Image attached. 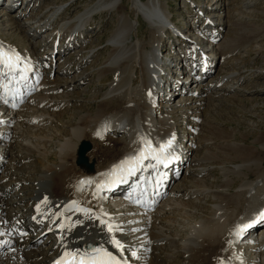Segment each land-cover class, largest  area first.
<instances>
[{
  "label": "bare ground",
  "instance_id": "obj_1",
  "mask_svg": "<svg viewBox=\"0 0 264 264\" xmlns=\"http://www.w3.org/2000/svg\"><path fill=\"white\" fill-rule=\"evenodd\" d=\"M33 1L30 0L29 3ZM77 1L80 0L75 2ZM125 1L128 3L127 9L122 4V0L87 2L68 22L65 21V18L60 19L61 21L53 32L49 34L52 35L56 32L50 40L53 43L57 37H62V35L58 36V30L65 29L69 38H72L71 44H74L81 40L77 33L86 28L92 29L97 16L102 18L109 13L116 14V26L106 41L111 50L104 62L100 63L94 71L97 75L98 86H100L101 78H105L107 73L111 75L110 82H107L105 91L101 93V100L97 102L96 113L95 111L80 112L77 110L72 112L73 108H68L69 105L72 107L78 103L75 99L76 94L69 91L72 87L79 86L85 81L90 76L89 73L85 76L80 74L68 83L59 78L52 79L48 75L36 85L33 95L21 108L6 111L0 108V173L2 172L0 176V264H54L55 259L65 251L85 250L86 244L103 247L118 256L123 262L130 261L132 264H157L159 254L165 258L167 264H172L176 256L181 258L179 264H248L249 261L247 262L245 258L246 254L251 256L250 252L260 250L259 245H255L257 240L236 243L233 236L237 223L248 219L249 213L253 215L264 209L263 178H256L253 182L243 179L229 195L222 190L206 187L203 183L204 180L198 176L208 173L212 168L196 166L195 163H199L200 159L196 157V154L194 155L196 151L190 147V145L195 146L197 150L205 143L200 136L202 135L200 126L205 124L203 120L201 125L192 126L199 129L198 137L194 139V143L187 139L184 145L187 150L185 165L190 164L185 169V173L190 171L193 174L190 179H184V176L183 183L198 181L201 184L200 188L195 189L194 187V190L189 191L188 194L194 204L199 201L201 204H206L207 199L210 200L207 208L203 206L209 214L208 218L207 215H204L207 221L199 218L200 221L190 225L189 233L181 238L178 232L170 230L172 224L170 215L178 208V203L181 204L177 197H173L178 195L179 184L175 185L176 188L169 190V194L172 196L163 201L152 214L133 212V209L123 201L113 204L118 210L116 213L111 212V205H107L108 202L104 196H99L98 191L102 189L103 178L109 177L116 165L123 166L125 161L135 157L140 152L142 140L150 142L154 149H159L161 144L175 137L174 127L178 129L180 127L177 126L178 119L174 115L175 112H196L193 107L187 106L188 101L190 104L198 103L197 99L192 98V95L214 90L218 85H224L223 88L229 91L228 89L233 84L230 82V78L236 76V73L230 70L223 76L214 77V80L208 82L205 87L203 85L202 89L191 90L188 96L189 91L182 94L181 86L179 92L173 93L174 98L178 97V102L174 107L167 104L163 105L165 110L159 109V111L156 107L154 108L153 89L157 88L156 79L161 76L160 70H163L166 61L170 60L166 56L162 58L160 52L167 42L165 40L162 42L161 39V35L167 29L165 19L171 20V18L165 13L162 0ZM215 4L218 2L213 5ZM29 6L24 5L18 14H29L31 8L26 9ZM63 7L62 4L57 5L47 10L44 9L45 11H39L40 13L34 16L31 15L26 19L29 22L27 30L16 24L15 21L18 15L16 11L20 7L16 10H6L0 7V13H2L0 19L3 17L7 19L8 30H16L19 35L16 36L20 43L8 42L9 39L4 38L0 29V46L5 50L10 49L18 53L23 61V58H27L32 60L34 65L37 64L38 67H41L45 61L38 60L34 48L26 43L33 35L39 34V30L44 25L46 29V22L63 17L70 5L64 7L65 9ZM212 8L213 6L210 7V9ZM214 9L217 10L218 7ZM139 17H142L148 24L147 31L152 34L146 44H144L145 40L140 38ZM31 19L34 21L32 22ZM217 31L219 32L217 37H219L221 34L219 30ZM226 35L222 41L212 44L207 54L219 66L225 64L227 54L234 50ZM95 36H98V32ZM69 43L70 41L68 45ZM159 43H161V49H159ZM179 43L183 45L182 42ZM98 45H90L88 48L80 47L81 49L77 53L67 59L68 64L59 66V70H61L59 74H66L69 70L66 69L67 66H76L83 63L87 57L97 55ZM85 49L88 51L84 52ZM66 51L67 46L63 53ZM58 90L62 96L57 94ZM179 97L182 99L179 100ZM160 98L164 99V97ZM56 109L58 112L55 111ZM65 114H70L69 118L66 119ZM186 114L181 118H185ZM190 117H193L195 123L200 120L198 113H194ZM181 123H185V120H182ZM48 126H53L54 129L48 131ZM93 128L96 131H93ZM31 129L40 131L37 130L33 133ZM53 131L56 133L52 135ZM109 132L111 135L115 134L116 148L101 149V146L95 143L92 151L88 152L87 159L91 161L93 155L100 154L101 157L105 156L110 160L104 159L103 162L96 163L95 168L91 171H86L83 167L81 169L78 166V168H74L72 162H75L76 149L80 141L95 136H98L99 140L105 137L109 138L107 135ZM53 138L58 141L52 155L50 154L51 149L47 147ZM41 141L43 142L40 143ZM257 143L263 151L264 143L259 141ZM251 150L253 151V149ZM113 151L117 154L111 155ZM51 158H54L55 161H50ZM192 165L194 166L191 167ZM255 167L258 166L255 165ZM241 168V166H234L233 170L240 174L238 172ZM1 169L3 170L1 171ZM226 182L228 183V181ZM94 185L96 191L93 190ZM7 194H12L15 201L5 202L3 198ZM197 195H203V199L193 200ZM241 201H243V205L239 210L238 204ZM260 201L262 202L259 203ZM245 203L250 208H243L246 206ZM33 215H36V219L32 221L31 226L39 229L40 233L49 231L44 235L45 237L37 238L38 242L41 241L40 245L44 244L41 248L38 243L32 240L19 243L11 230L13 224L25 219V216L32 217ZM101 220L105 223L101 224ZM107 224L115 226L110 234L107 231ZM227 227L229 228L226 233ZM262 231H264V227L260 228V233ZM6 234L9 235V238L5 237ZM42 237H44L43 240L40 239ZM87 237L92 239H86L82 243L83 239ZM113 238L124 245L122 252L111 244ZM9 241H12V245L15 246H8ZM261 243L263 244V242ZM133 252L136 253L134 257L132 256ZM256 252L253 253L255 258L252 255L253 264H262L264 253L261 251L262 253L259 252L261 256H258ZM156 258L158 259L156 260Z\"/></svg>",
  "mask_w": 264,
  "mask_h": 264
},
{
  "label": "rangeland",
  "instance_id": "obj_2",
  "mask_svg": "<svg viewBox=\"0 0 264 264\" xmlns=\"http://www.w3.org/2000/svg\"><path fill=\"white\" fill-rule=\"evenodd\" d=\"M75 1L76 0H34L33 1L34 3L33 2L29 3L30 1L26 3L27 6L30 5L26 9L31 8L29 14L21 13L18 14L17 15L18 17L15 18L16 24L20 25L21 27L23 26L24 27L23 29L25 30L29 29L27 26L29 22H27L26 19L31 15L34 16L37 13L45 11L44 9L47 10L57 5L62 4L64 5L65 8L70 5V7L65 11L63 17L57 18L50 22H46L47 25L46 29L44 28L45 27L44 25L39 30V34L33 35V37L30 38L29 41L26 43L34 48L35 54L37 53L39 56L41 54L47 53V49L45 48L48 45L41 46V44L46 42L45 38L48 37V35L53 32L54 28L61 21L60 19L65 18V21L68 22V20L72 16H74L77 11L81 10L87 2L91 3L93 0H80L79 2L78 1L75 2ZM187 1L189 2L191 1L193 5H200V6L208 5L209 8L213 6V8L210 11V14L213 15L215 13L214 20L220 22L221 26L224 27L222 34H224L225 36L227 33L226 37L230 40L231 46L234 47V50L229 54H227L225 64L222 66L218 65L212 76H214L215 78L218 76H223L226 73L230 72V70L234 71L236 73V76L235 78L233 77L234 79L232 77L230 78V82L233 84H231V87L228 89L229 91H226L223 88L224 85H218L214 88V90L212 89L207 92L205 91L203 93H195L194 96L192 95L193 96L192 98L197 99L198 103L190 104V101H188L189 104H187V106L193 107V109L196 112H189V113L175 112L174 115L175 117L177 116L176 119H178L177 122L179 123V124L177 123V126L180 127L179 129L177 127H174L175 128L174 133H175V137L177 133L178 136L186 135V137H188L190 141L194 143V139L198 137L199 129L197 127L193 128L196 129L197 131V135H196V133L192 130V126L195 124L201 125L202 123L201 121L202 120L205 121V124L200 126V128H202V135L200 136H202L205 143L199 146L197 150L195 146L190 145V147L191 148L193 147L195 149L196 153H194V155L196 154V157H199L200 159L199 163L198 162L195 163L196 166H202L204 168L211 167L212 169L208 173L204 175H200L198 177H201V179L204 180L203 183L206 187L211 189L222 190L229 195L233 193L234 189L239 186V184L243 181V179H246V181L253 182L256 180V178H263L264 181V177H263L264 150L262 151L260 149L261 146L257 143V141L264 143V0H219V1L218 0H187ZM215 2H218V4L213 5ZM32 3L33 5L31 6ZM122 4L127 9L128 3L125 0H122ZM185 4H186L185 0H162V6L165 10V13L168 16L170 15L173 16V20H175L174 21L175 25L183 26V25H190L193 23V20H191L189 17V12L191 13L190 8L191 9L193 8ZM216 7H218L217 10L214 9ZM205 9H207V7H205ZM192 13H194V10H192ZM195 13L197 12L195 11ZM130 18H133V16H130ZM116 19H117L116 14L113 13H109L102 18H100V16H97V19L93 22L92 25L93 28L92 29L86 28V34H87V36H85V40L87 38L86 42H84L85 41L84 38L78 40L77 42H74V44L79 43L80 47L83 46L85 48H88L90 45L94 46L100 44L98 45V47L96 46L97 48H99L97 55L95 56L92 55L93 57L92 56L87 57L85 60H83V63L78 64L76 66H71V65L67 66L66 69H69L67 73L61 75V73L59 74V72H61V70H59V66L61 64L64 65L68 64L67 59L69 57L71 58L72 55L74 53H77L81 48L79 47L76 50L72 49L70 51L65 52L66 54L63 57L61 56L60 57L61 59L58 60L56 64L53 63L52 68L49 70L51 72L53 69H55V73L52 79L57 80L59 78L67 83L69 81H73V78L80 74H83L84 76L87 75L88 73L90 74V76L85 81L80 83L79 86L72 87V89L69 91L71 93L76 94L75 99L76 101H78V103H76L77 105H74L72 107L69 105L68 108L71 109L73 108L72 112L75 110L80 112L95 111L97 109L96 108L98 104L97 102L101 100V93L105 91L107 82H110L111 75L107 73L105 78L100 79L101 83L99 84L100 86H98L97 75L95 74L94 71L100 63L104 62V60L107 58V55L109 54V51L111 50V48L108 47L106 41L107 38L110 37V34L112 33L111 31L114 30L116 26L115 24ZM6 20L7 19L4 17L0 19V29L2 35L5 36L4 38L9 39L8 42H11L12 44H20L17 38V36H19L18 33H16V30L14 29L8 30L9 26H7ZM31 21L33 22L34 20L31 19ZM138 21H139L138 24L140 25L138 27L140 38L142 37V39L145 40L144 44H146V42L150 40V36H152V34L150 33V31L149 32L147 31L148 24L144 21L142 17H139ZM24 22H27V24H24ZM220 24L218 26H220ZM89 31H91V33H89ZM97 32H98V36H95ZM59 35H62L61 37L62 40L63 39L66 40L67 36H69L66 33L65 29L61 31L58 30V36ZM168 38L169 35L168 33H166V35H164L165 41H168ZM222 40L223 38L221 39V41ZM163 41L164 40H162V42ZM48 43L50 44V41ZM175 46H181V44L180 43L178 44L177 42ZM166 49L167 48L165 46L164 50ZM85 51L88 50L85 49L84 52ZM165 54L166 53H164L163 55ZM214 77H211L212 79H210V81L214 80ZM206 84L207 81L202 82V84H198L196 88H194V86L192 85L190 89L191 88L202 89L201 87L203 85L205 87ZM59 90L57 91V94L59 96H62V93ZM187 91L188 90L186 89L184 93ZM190 92L187 94V96L190 94ZM177 99L178 97L176 98L175 101L173 99L174 103L170 104L172 105V107H174L176 102H178ZM181 99L182 98L179 97V100ZM55 111L58 112L57 109ZM194 113H198L200 118V120L197 121L196 123L194 122L193 117L192 118L190 117L194 115ZM185 114L186 117L182 119L181 118L182 115L184 116ZM64 116L67 119L69 118L70 114H65ZM182 120H185V123H181ZM47 128L48 131H51L49 129H54L53 126H48ZM37 130L38 129L36 130L31 129V132L35 133L37 132ZM93 131H96L95 128H93ZM54 133H56V131H53L52 135ZM110 134L111 133L109 132V134L107 135ZM48 136L50 135L48 134ZM97 137L95 136L83 140L89 141L92 144V149L94 148L95 143L101 146L100 147L101 149L116 148L117 144H115L114 142L116 141L115 140L116 137L113 138L105 137L103 138L104 142H102L103 139L99 140ZM123 138L125 137L123 136ZM57 141H58L57 139L53 138L47 147L51 149L50 154L52 155L55 150ZM42 142L43 141H41L40 143ZM251 149H253V151ZM243 150L244 152H242ZM112 154L115 155L117 153L113 151L111 155ZM104 159L110 160L108 159V157L105 158V156L101 157L100 154H96L93 155V159L91 161L94 162V166H95L96 163H99L100 161L103 162ZM50 161H55V159L51 158ZM72 165L74 168L77 167L75 165V162H72ZM189 165L190 164H187L186 168ZM255 165L258 167H255ZM193 166L194 165H192L191 167ZM234 166H241L242 167L241 170L243 171L240 170V172H238L240 174H237V171L233 170ZM80 168L82 169V167ZM2 170L3 169H1V171ZM252 170L253 171L255 170L256 172L255 171L253 172ZM183 172L180 174L178 181H176L170 187V189H174L176 188V186H178V184L180 185L178 195L176 194L175 197H177V200L181 204L179 205L178 203L177 206L178 208H176L173 211V214L170 215L172 221V224L170 225V230L178 232L180 238L181 236L185 237L189 233L190 225H192L193 223L195 224L196 221H200L199 218L201 220L207 221L206 216L204 215H207V218L209 217L206 208H207V204L210 202L209 199H207L206 204H201L200 203L201 201L195 204L194 202H192V199L189 197L190 194L188 193L194 190V187L195 189L200 188L201 184H199L198 181L194 183H190V182L183 183L184 176H185L184 179H190V177L192 178V174H193V172L190 171L188 173L185 172L183 173ZM244 174H246L245 177ZM226 181H228V183ZM205 186H202V188H205ZM197 196L193 200L203 199L202 198L203 195L202 196L199 195L200 197ZM3 200H5V202L8 201L10 203L12 202V200L15 201V198L13 197L12 194L10 195L7 194L6 197L3 198ZM255 201H257V199H255ZM261 202L262 201H260L259 203ZM239 204L238 206L240 210L242 208L243 201H241ZM244 205L246 206L243 208H250V206H247L248 205L247 203H245ZM203 206L206 208H204ZM194 210H197L199 212H196ZM249 215L251 214L249 213ZM170 217H169V221H170ZM228 228L229 227H227L226 229V233ZM261 234L263 238L262 239L260 238V241L264 242L263 240L264 231ZM229 238L231 239V237ZM86 239H92V238L87 237L83 239L82 243ZM38 244L40 245L41 241ZM261 244L262 243L258 245L261 246ZM43 245H41L40 248ZM261 248H263V246ZM250 253L251 256L250 254H246L245 258L247 262L249 261L248 264H253L254 259L252 258L253 257L255 258V255L253 254L254 252H250ZM261 253L259 254L256 253V255L261 256ZM263 253H264V248H263ZM252 255L254 256L252 257ZM157 257L159 258V259L156 258V260L158 259L157 264L158 263L167 264L165 258L161 254H159ZM176 257H175V261H173L172 264L180 263L181 261L180 256H176ZM262 259L264 260V256L262 257ZM263 262L264 261H262V264H264Z\"/></svg>",
  "mask_w": 264,
  "mask_h": 264
},
{
  "label": "snow or ice",
  "instance_id": "obj_3",
  "mask_svg": "<svg viewBox=\"0 0 264 264\" xmlns=\"http://www.w3.org/2000/svg\"><path fill=\"white\" fill-rule=\"evenodd\" d=\"M20 63L21 59L18 53L10 49L5 50L2 46H0V68L7 70L4 73L5 75L17 70V67ZM0 100H3V97H0ZM3 102L7 103L6 100ZM174 139L175 137H172L167 142L161 144L159 149H154L150 142L142 140L140 152L135 157L125 161L124 163L132 165L138 164L142 160L154 159L157 161V163L163 164L166 167V161H170L171 159L175 158L170 151V149L173 148ZM134 171V167L130 168L129 174H132ZM259 218L260 220L264 221V212L260 213ZM100 223L104 224L105 222L101 220ZM252 226V224H245L243 227L237 229L236 234L240 235L242 232ZM106 227L107 231L112 233L115 226L112 224H107ZM111 244L118 251L122 252L124 249V245L115 238L111 240ZM135 255L136 253L133 252L132 256L134 257ZM54 264H121V261L103 247L90 246L84 251H81L80 249L65 251L63 255L54 262ZM123 264H127V261H124Z\"/></svg>",
  "mask_w": 264,
  "mask_h": 264
},
{
  "label": "water",
  "instance_id": "obj_4",
  "mask_svg": "<svg viewBox=\"0 0 264 264\" xmlns=\"http://www.w3.org/2000/svg\"><path fill=\"white\" fill-rule=\"evenodd\" d=\"M91 145L90 143L86 142V141H82L81 144L79 145L78 148V158H77V165H84L86 166L89 170L92 169L91 165L87 164V158L85 157V154L88 150H90Z\"/></svg>",
  "mask_w": 264,
  "mask_h": 264
}]
</instances>
